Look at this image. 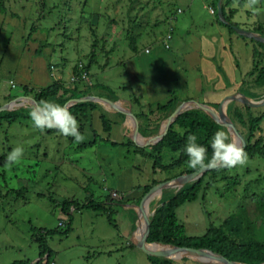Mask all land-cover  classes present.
I'll use <instances>...</instances> for the list:
<instances>
[{
	"label": "rangeland",
	"instance_id": "374dc122",
	"mask_svg": "<svg viewBox=\"0 0 264 264\" xmlns=\"http://www.w3.org/2000/svg\"><path fill=\"white\" fill-rule=\"evenodd\" d=\"M213 1L0 0V50L3 48L0 51V108L8 103L11 105L7 106L6 111L11 108L18 110L34 107L33 103L27 101L32 97L23 94V82L17 75L19 68L13 69L18 50H21L20 60L23 57V62L28 63L29 60L31 63L28 66L46 69L51 82L54 78L68 86L74 79L73 82L77 81L82 89L89 87V83H104L114 91L117 98L128 99L122 108L125 112L128 102L137 105L132 98L141 99L140 95L131 90V87L135 89L134 85L141 79L147 83H152L155 78L169 79L168 66L164 67L162 74L160 71L157 73L164 64L146 67L148 61L159 58L162 62L172 63L170 55H176L182 49V38L188 32L199 35L208 34L211 30L212 34L218 29L225 31L226 28L217 23L214 12H210V9L214 11ZM232 8L236 10L233 21L239 28L249 31L253 24L258 23L264 27V21L260 22L256 18L257 12L264 13V0H247L240 4L234 2ZM260 14L257 17L262 20ZM34 25L37 30L30 35ZM170 30V49H165L163 39ZM232 43L238 45L237 42ZM149 45L152 50L145 53L144 47ZM251 46L243 45L238 50L237 60L242 77L238 79L237 74L236 79L241 82L252 80L246 76L252 68L249 61ZM134 47L141 48L139 53ZM215 67L227 84L226 70L219 65ZM173 68L180 76L176 66ZM187 71L192 73L189 69ZM83 72L87 78L81 77ZM163 84L162 94L157 95L155 105L167 101L163 94L168 82L164 81ZM173 86L177 95L192 92L188 85H182L180 79ZM41 88L33 87L35 91ZM94 88L97 92V86ZM201 88L203 81L196 96L186 95L187 98H181V102H187L185 111L199 110L206 113L193 103L195 101L211 106L215 113L221 114L222 103L229 96L225 94L230 89L225 93L211 91L208 98L213 101L220 99L217 103H211L201 101L202 97L198 95ZM253 89H245L243 94H249L248 97L255 101L264 97V87L254 86ZM148 91L151 92V89ZM100 93L103 96L105 94L103 91ZM16 95L22 99L15 100ZM244 105L241 99H235L228 104V115L234 107L244 108ZM251 106L256 115L264 112V103ZM107 107L111 110L119 108ZM144 107L138 113L132 112V122L128 127H134L137 131L136 121L139 117H145L144 123L148 121L154 125L152 136L156 140L161 132L162 121L173 112L159 114L155 113V106L144 103ZM107 111L103 113L106 119L121 121L119 115L108 114ZM233 124L243 137L242 127ZM175 129L183 131L178 126ZM223 131L233 142L231 132L226 127ZM259 137L264 141V118L260 131L255 134V138ZM98 144L92 148H81L71 137H64L59 132L40 131L25 121H16L11 126L0 124V158L3 155L5 157L0 163V264L26 259L34 263L40 247L32 240V234L39 229L65 231L68 216L54 206L55 201L75 199L82 204L90 194L98 202L110 196L114 199V203L109 201L106 204L115 211L111 222L104 213L72 208L69 234L66 237L55 235L47 240V245L55 252L51 264H150L146 251L136 247L130 240L141 230L143 222L141 202L138 204V199L152 178L164 179L161 181L164 182L182 175V168L174 170L172 173L177 175L173 177L166 172L153 175L152 160L146 153L139 151L134 154L132 148L121 145ZM16 146L24 148V156L17 164L8 166L5 163L6 156ZM168 161L167 156L164 162ZM221 168V171L206 176L194 202H185L178 207L180 222L191 236H200L210 225H214L222 227L238 243L246 242L249 237L264 243V213L259 209L260 197L264 194V159L254 155L248 157L243 166ZM106 187H110L107 190H121L128 198L119 200V197L111 193L109 196ZM129 187L131 189L128 192L124 191ZM9 190H18L22 192L21 196H16V193L9 195ZM177 191L175 187L164 189L156 202L153 195L144 208V216L151 220L160 200L175 195ZM232 217L240 218L243 230L241 237L231 234L225 223ZM155 251L154 255L169 259L171 264H214L181 258L158 248Z\"/></svg>",
	"mask_w": 264,
	"mask_h": 264
},
{
	"label": "trees",
	"instance_id": "16d2710c",
	"mask_svg": "<svg viewBox=\"0 0 264 264\" xmlns=\"http://www.w3.org/2000/svg\"><path fill=\"white\" fill-rule=\"evenodd\" d=\"M244 0H221V10L224 18L227 20L229 25L224 24L220 21L217 14V2L213 1L214 4V14L217 23L226 27L229 33H236L232 26L238 27L236 22L232 21V17L236 12L233 7L234 2L237 4L242 3ZM261 23L256 24L254 32H257L260 36L264 37V29ZM35 25L31 28L30 35L36 32ZM245 38L244 35H240ZM247 39V38H246ZM252 44V68L248 71L246 76L252 79L253 86L264 87V42L257 39L248 38ZM231 48V47H230ZM136 50V47H134ZM232 51V49H231ZM233 56L235 53L232 51ZM251 81L243 80L240 84L239 91L244 92L248 90ZM23 94L25 96H31L36 103L41 100L54 101L62 106L69 103L74 99H78L82 96L89 94L87 88L79 90L77 81L72 82L69 87L64 86L58 80H52V82L42 87L41 89L35 91L27 86H23ZM107 89L106 87H103ZM109 92L110 100H114L116 95L111 89H107ZM170 99L164 104H158L156 107V112L159 114H164L168 112H173L175 107L181 102V99L175 93L171 91ZM246 94V93H245ZM249 95V94H246ZM252 96V95H250ZM133 101L138 104L136 98H132ZM132 102V101H131ZM139 105V104H138ZM96 103L91 101L76 103L68 108V110L76 117V119H86L87 112L89 109H95ZM30 109L21 108L18 110L10 111H0V124H8L11 126L16 121H25L32 124L29 116ZM228 111V110H227ZM134 113V112H133ZM135 117V116H134ZM229 117L235 123L236 126L242 127L243 139L245 141L244 151L247 153L248 157H253L258 155L264 159V141L262 138H255L256 132L260 131V124L264 118V112L260 114H255L254 107L245 104L244 108L234 107L229 111ZM136 118V117H135ZM100 119L103 124V128L106 132L110 131L109 121L106 119L105 115L102 114ZM138 119V118H137ZM146 120V119H145ZM136 121V129L141 132L143 136H151L154 131V125L151 123ZM145 124L146 128H142ZM178 126L183 131L179 132L175 129ZM148 127V128H147ZM224 124L206 113L199 110L184 111L179 114L173 123L168 127L163 137L153 144H145L139 141H127L124 143L110 142V145L116 146L121 145L122 147L133 149L134 152H144L152 160L151 172L153 175L155 173H170V177L176 176L177 173H172L174 170L181 169L180 174L190 173L196 170L187 167V156L183 152V147L186 142V137L188 134H195L198 137V142L204 146H208L210 138L213 134L220 130H224ZM47 132H57L55 129H46ZM97 136V135H96ZM84 145V144H82ZM81 145V146H82ZM86 145V144H85ZM84 147V146H83ZM211 150L209 149L208 155L211 156ZM168 156V162L165 163V158ZM5 157L0 158V163L4 161ZM222 168H215L213 170L207 171L196 181L189 182L182 186L175 195L166 196L160 200L159 206L156 208L154 215L151 217L150 225L148 231L142 236L141 240L145 243H159V244H170L181 248H204L215 255L229 261H239L244 264H264V243L257 241L251 237L246 239V242H236L234 239L227 234L222 227H216L210 225L205 233L200 236H191L186 232L185 226L180 222L177 216V209L185 202H194L205 183V178L208 175L215 174L221 171ZM224 170V169H223ZM179 175V173H178ZM164 179L152 178L150 183H148L143 188V194L138 199V204L142 201L146 193H148L155 184L160 183ZM168 189V188H165ZM16 193V196H21L22 192L18 190H9L8 194ZM164 193V189L162 190ZM14 195V196H15ZM163 197V195L161 196ZM122 200V197H119ZM118 200V199H117ZM110 202H115L112 197L106 198L102 202H98L93 194H90L84 203H79L77 200L63 199L62 201H55L56 207H59L63 213L68 216L66 222V228L64 232H59L54 229L43 231L36 230L32 234V240L35 241L39 247V256L36 258L35 262L32 263L31 260H14L10 264H51L55 252L49 248L47 245V240L51 239L55 235L61 237H66L71 231L72 215L70 210H93L100 213H104L109 222H111V216L115 213L109 209L110 207L106 204ZM259 209L264 213V194L261 195L259 201ZM136 217V215H135ZM226 225L229 228L231 234L241 237L243 233L241 227V221L238 217H232L226 220ZM135 228V224L133 226ZM132 247V245H130ZM147 254L150 264H171L169 259H163L152 253L145 252ZM182 258V257H181Z\"/></svg>",
	"mask_w": 264,
	"mask_h": 264
},
{
	"label": "crops",
	"instance_id": "0c3cea01",
	"mask_svg": "<svg viewBox=\"0 0 264 264\" xmlns=\"http://www.w3.org/2000/svg\"><path fill=\"white\" fill-rule=\"evenodd\" d=\"M244 1H247V0H244ZM259 2L261 4V1H259ZM259 13H262V14H260V16H263L262 20L260 17H257ZM235 14H236V12L234 13L233 17L235 16ZM257 16H256V18H258V20H260V22L264 21V13L262 11L257 12ZM233 17H232V21H233ZM233 22H235V21H233ZM238 27H239V25H238ZM224 28H226V27H224ZM255 28H256V24H253L251 29H248V30L253 32V33H257V32H254ZM240 35L241 34H239L238 32L229 33L227 28L225 29V31L218 29L217 32L214 34H212V30L208 34L203 33V34H199V35H191V32H188V34L184 38H182L183 42H184L182 49L181 50L177 49L178 53L176 55H172V56L170 55L169 59L172 63H170V62L165 63V62L160 61L159 58H156L154 60L148 61L145 64L146 67H151V66L156 67V65L158 66L159 63H163L164 66L163 67L160 66L159 70L157 71V73L160 71L161 74L164 72V67L168 66V69L170 70L169 79L155 78L154 81H152V83H147V81L145 79H141V81L138 84L134 85L135 89H134V87L133 88L131 87V90L133 93L141 96V99L138 100L139 105L138 104L132 105L131 103L128 102V104H130L131 111L134 113H138L139 110L145 109L144 103L147 106H155V108H156L158 105V104L155 105V103L157 102V95L159 96L162 94L161 89H162V86L164 85L163 84L164 81L168 82V84H166L167 88H164L165 93L163 94V96L165 98H167V101L171 97V94H170L171 90L174 91L173 84L177 83L179 79H180L182 85H185V86L188 85V87H190L192 89V92H185L181 95H178V97L180 99L181 98L182 99L187 98L186 95H191V96L195 95L196 96V94L198 93V91L201 87L202 81H203V88H201L200 94H198L200 97H202L201 101L217 103V101L220 99H215L213 101L211 98H208L207 95L211 94L210 93L211 91L225 93V91L227 89H230L229 92H227V94H225V95H231L234 93H239L240 92L239 86L241 84V81L240 80L238 81V79H240L242 76H241V73L239 72V64H238V60H237V56L239 55L238 50L243 45H245V47H246L248 44H253L250 40H248L249 37L244 35L245 38H242ZM247 40L249 42H247ZM232 42H237L238 45H235ZM233 45L235 46V48H233V49L230 48ZM137 49L136 50L139 53V50L141 48L138 47ZM168 49H170V47ZM231 49L235 53V56H233ZM146 50H148V51L146 52ZM151 50H152V47H150V45L147 47L146 46L144 47L145 53H150ZM18 51H19V54H17V59L15 61L13 69L19 68V71L21 70V72L18 71L17 75H18V78H20L22 80L23 86H27L28 88L33 89V87L39 88V87H45V86L49 85L51 83V77H49L48 71L46 69H43L40 67H34L33 66V68H32V67L28 66V64H31V63H29V60L27 61L28 63L23 62L22 61L24 59L23 57H22V60H20L21 50H18ZM250 52H251V56L249 57V61L251 60V66H252V46H251ZM1 64H2V62H1ZM216 65H219V66L223 67L224 70H226V79L228 80L227 84H225L224 78L222 76H219L221 74L216 72V69H215ZM173 66H176V68L179 70V72L181 73L180 76L178 75V73L176 71H174ZM187 69L191 70L192 73H188ZM214 72H215V74H214ZM157 73H156V75H157ZM175 74L178 76V78L176 76V79H175ZM189 74H190V78H189ZM237 74L239 75L238 79H236ZM52 80H54V78ZM73 81H74V79H72L70 84ZM250 81H251V83L249 84V87L247 89L254 91V89H253L254 86L252 84V80H250ZM70 84L68 86H66V85H64V86L69 87ZM232 84H234V85H232ZM88 86L89 87H86L89 90V94H87V95H93V96H97V97L107 99V100L111 99V98H109V92L107 90L109 87L107 85H105L104 83H100L97 85H92L91 83H89ZM94 86H97V88H98L97 92H96ZM103 87H106L107 89H105ZM255 87H257V86H255ZM146 88H147V92H146ZM81 89L82 88L80 87L79 90H81ZM148 89L149 90L151 89V92L148 91ZM100 91L105 92L104 96L100 93ZM241 93L243 94V92H241ZM224 96H223V98H224ZM247 96H249V95H247ZM15 97H17V95ZM13 99H15V98H13ZM21 99L22 98L17 97L15 100H21ZM110 101L119 102L118 106H117L119 108L116 110H111L109 107H105V106L99 104L101 106L97 105L95 109H89L88 110L86 119L81 118V119L77 120L79 123V130L86 137V139L83 143L78 144V146H81L82 144H84L81 146V148H92L94 145H96L98 143H99L98 145L104 144V143L110 144V143L106 142V140L110 141V142H115V143H124V142H127L129 140L130 141H132V140L136 141V139H133L130 137L132 130L129 129L130 127H128L126 120H125L126 114H125V112L122 111V108L124 109V107H125L124 106V104L126 103L125 101H128V99L127 98H124V99L123 98H115L114 100H110ZM128 104H127V106H128ZM106 110H108L107 111L108 114H115V116L119 115L121 118L120 122H112L111 120L107 119L109 121V124H110V131H108V132H106L104 130L102 121L100 119V116L103 113H106L105 112ZM155 113H157V112H155ZM153 115H155V114H153ZM139 120L144 121L145 117H139ZM139 120H138V122H140ZM142 128H146L145 124L142 125ZM139 129L140 128H138L137 132L140 135H142L141 132L139 131ZM116 132L119 136H117ZM152 135L146 136V137H153ZM71 140H73V139L71 138ZM137 141H139V140H137ZM134 154H135V152H134ZM105 181H106V179H104V182ZM109 188L110 187H106V190ZM130 189L131 188L129 187L127 190H124V191L128 192ZM107 191L109 192V196H110V193H112L114 191L117 194H119V197H122L123 199L128 198V196L126 194H123V192H121V190H107ZM131 193L132 192H130L129 195ZM138 193L139 192H137L136 194H138ZM140 195H141V193H140ZM131 197H133V196H131Z\"/></svg>",
	"mask_w": 264,
	"mask_h": 264
},
{
	"label": "water",
	"instance_id": "95a60500",
	"mask_svg": "<svg viewBox=\"0 0 264 264\" xmlns=\"http://www.w3.org/2000/svg\"><path fill=\"white\" fill-rule=\"evenodd\" d=\"M217 14H218V17L222 23L229 25L227 20L224 18L222 10H221V0H218V2H217ZM232 27H233L235 32H238L241 35H245L249 38L257 39L259 41L264 42V37L258 35L257 33H253L251 31H247V30L241 29V28L236 27V26H232ZM237 98L241 99L245 104H248V105H257V104L264 103V97L262 99H260L259 101H255V100H251L248 96L241 94V93L231 94V95L225 97V99L222 103V106H221V114H219V115L213 111L211 106L203 105V104L195 102V101L193 103L197 107L202 109L204 112H206L209 116L220 120L225 125L226 129L229 132H231L235 141H237V143L240 144L244 148L245 141H244L243 137L241 136V134L236 129V127L234 126L233 122L231 121V119L228 115V111H227L228 104ZM27 101H30L34 105L37 104L35 102V100L32 98L27 99ZM86 101H91V102H94L97 104H101L105 107H107V106L117 107L118 103H119L117 101H110V100L103 99V98L93 96V95H85V96H82L78 99H74V100L70 101L69 103L65 104L64 107L68 109L70 106H72L76 103L86 102ZM186 103H187L186 101L181 102L180 105L175 107L173 113L169 117H167L166 119H164L162 121L161 132H160L159 137L156 140H154L155 137H146V138L142 137L141 135H139V133L135 130L134 127H133V129L131 128L132 131H131L130 137L133 139L139 140L142 143L149 144V145L160 140L163 137V135L165 134L168 127L176 119V117L185 111ZM8 105H11V103H8ZM8 105L1 107L0 111L7 110ZM125 113H126V118H125L126 123H127V125H130L132 122V118H133L132 111L130 108V104H128V107L125 109ZM213 169H215V168H213ZM213 169H207L203 172L193 171V172L182 174L180 176L171 178L167 181H164V182H161V183L154 185L152 187V189L148 193L145 194V196L143 197V199L141 201V212H142L143 221H144V222H142V224L144 223V225H141V230L135 235V237L130 238L131 242L136 247H138V248H140L146 252L152 253V254L156 253L155 249L158 248L161 251H170L177 256L186 257V258L194 259L197 261H207V262H211L214 264H244V263L239 262V261L225 260V259L215 255L211 251L204 249V248H198V249H196V248H181V247H177V246L170 245V244H159L156 242L145 243L141 240L142 236L148 231L150 221H151L149 218H146L144 216V208L147 205V203L150 201V198L154 194H156V193L161 194L162 190L165 188H174V187L176 188L177 187L178 188L177 190H179L185 184L199 179L204 173H206L207 171L213 170Z\"/></svg>",
	"mask_w": 264,
	"mask_h": 264
},
{
	"label": "clouds",
	"instance_id": "9594fccd",
	"mask_svg": "<svg viewBox=\"0 0 264 264\" xmlns=\"http://www.w3.org/2000/svg\"><path fill=\"white\" fill-rule=\"evenodd\" d=\"M29 116L32 127L35 129L40 131L55 129L64 137H71L77 144L83 143L86 139L79 130L76 117L67 108L54 101H39L31 109ZM209 149L212 153L211 156L208 155ZM24 151L21 146L12 148L6 156V165L17 164L22 160ZM183 152L187 156V167L197 172L219 167L230 169L243 166L248 160L244 148L240 144L230 141L228 135L220 130L213 134L207 147L198 142V137L195 134H188Z\"/></svg>",
	"mask_w": 264,
	"mask_h": 264
},
{
	"label": "built area",
	"instance_id": "2783aa9c",
	"mask_svg": "<svg viewBox=\"0 0 264 264\" xmlns=\"http://www.w3.org/2000/svg\"><path fill=\"white\" fill-rule=\"evenodd\" d=\"M178 11L180 12V9H179ZM210 12L213 13V12H214L213 9H210ZM171 32H172V31L170 30V33H168V34L166 35V37L163 39V47H164L165 49H168V48L170 47V40L172 39ZM147 51H148V50H147ZM81 77H83V78H87V74H86L85 72H83ZM10 83H11L12 85H14V84L12 83V81H10ZM111 195L114 196V197H118V194H117L116 192H114V191L111 193Z\"/></svg>",
	"mask_w": 264,
	"mask_h": 264
},
{
	"label": "bare ground",
	"instance_id": "6f19581e",
	"mask_svg": "<svg viewBox=\"0 0 264 264\" xmlns=\"http://www.w3.org/2000/svg\"><path fill=\"white\" fill-rule=\"evenodd\" d=\"M233 142H236L237 143V141H235V139L233 140ZM177 188V187H176ZM178 189V188H177ZM158 196H159V193H156V194H154V198H155V202L156 201H158ZM151 211V210H150ZM149 212V211H148ZM144 222V221H143ZM142 225H144V223L142 224Z\"/></svg>",
	"mask_w": 264,
	"mask_h": 264
}]
</instances>
